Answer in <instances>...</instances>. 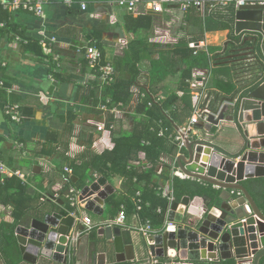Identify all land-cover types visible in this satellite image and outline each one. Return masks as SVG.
I'll use <instances>...</instances> for the list:
<instances>
[{
    "label": "crops",
    "instance_id": "0c3cea01",
    "mask_svg": "<svg viewBox=\"0 0 264 264\" xmlns=\"http://www.w3.org/2000/svg\"><path fill=\"white\" fill-rule=\"evenodd\" d=\"M76 1L74 7L68 8L64 0H45L42 17L25 11L14 14L7 12L8 18L3 21L2 12L5 11H0V22H6V27L0 29V153L9 167L21 171L26 176L24 184L28 187L27 195L35 209L41 208L31 218H36L42 212L60 210L63 203L69 207L67 191L71 186L67 185V176L70 174L66 173V168L72 171L71 177L78 178L79 184L77 187L73 186L78 190L82 189L87 180L94 179L96 174L100 178L104 177L97 170L87 168V164L93 156L104 154L111 138H120L134 131L140 118L135 109L141 98L145 97L142 89L152 92L158 101L164 100L172 93H177L179 97L184 96L182 81L185 67L180 63L164 81L155 84L152 82V62L160 60L161 51L173 58L169 51L182 40L191 41L189 46L195 44L200 50L208 47H226L227 33L209 32L202 37L198 35L200 30H196L194 34L195 22H188V13L183 15L175 7H170L172 13L155 14L145 6H139L135 11L121 8L118 5L119 0ZM254 1L264 3V0ZM80 3L87 4L85 11L81 10ZM139 17L150 18L151 25L148 29L133 30L132 18ZM16 35L27 39L28 43L16 42ZM99 43L101 49L98 47ZM143 44L148 46L145 53L149 49H155L156 52L137 61L145 54L139 51ZM88 47L99 48L104 53L103 59L115 66L116 76L121 75L124 80L133 77V70L128 63L137 61L139 76L129 90L132 99L127 104L123 103V112L117 118L102 114L98 110L105 94L104 89H101L99 73L86 57ZM223 49L218 53L226 56ZM238 53L233 49L226 56L229 62L226 66H212L211 69L193 71L186 84L189 85L192 95L191 83L203 84L204 88H199L205 93L201 107L212 99H217L219 105L224 99L235 96L248 83L254 69L251 63H242L239 58L235 59L240 57ZM224 68L229 69V72H216ZM230 83H233L236 89L227 94L224 91L229 88ZM8 105L19 107L21 123L11 121L6 115ZM193 120L195 123L191 124ZM104 124H112V130L107 127L100 129ZM180 129L189 131L191 138L198 136L224 149H232L228 146L235 131L232 125L212 127L201 121L194 112L192 117L184 125L177 126L175 131L178 133ZM18 145L23 147L19 149ZM139 157L140 160L131 163L141 172L148 168V163L144 155L140 154ZM162 160L170 166L163 171L168 177L172 174V164L175 160L165 155ZM35 165L40 168L34 169ZM162 167L153 179V183L158 185L157 189H162L161 192L157 190L158 194L170 190L167 179L162 173L159 174ZM80 175H85V178L82 179ZM104 178L115 188L116 200L128 202L129 210L126 211L127 218L123 228L130 229L134 238L144 240V236L136 229L145 225L146 220L130 207L131 200L128 198L133 195L129 184L119 176ZM188 179L190 178L183 180ZM196 182L209 187L207 184ZM246 186L264 211V177L250 179L246 181ZM212 189L220 193L218 188ZM7 197L5 194L4 200ZM111 197L106 200L103 216L82 210V215L89 216L96 225L93 230L96 232V240L99 239L98 230L106 228L105 223L115 221L119 216L117 210L108 203ZM191 199L183 226H186L189 220L198 219V216L204 213L203 206L209 204L204 197L196 196ZM249 210L247 207V211ZM13 212V206L0 203V264H30L22 259L16 233V242L9 240L11 234L8 225L14 222ZM169 213L167 212L163 225L158 223L153 226L156 234L163 232ZM92 232L80 234L83 244L78 250L74 264L92 263L87 257L88 247L85 245L86 236H91ZM93 260V264H96V258ZM113 261L112 257L107 258V264H112ZM221 261L200 260L195 264H220Z\"/></svg>",
    "mask_w": 264,
    "mask_h": 264
},
{
    "label": "water",
    "instance_id": "95a60500",
    "mask_svg": "<svg viewBox=\"0 0 264 264\" xmlns=\"http://www.w3.org/2000/svg\"><path fill=\"white\" fill-rule=\"evenodd\" d=\"M234 35L235 50L240 54L235 59L244 58L240 61L251 63L254 72L235 96L218 105L216 115H208L207 121L216 128L222 124L234 126L228 145L232 149L182 134L185 148L176 157L182 174L218 188L215 205H204V213L183 226L192 199L174 202L168 217L173 226L149 239L138 240L122 226L99 229L98 240L90 235L85 238L91 264L94 258L96 264H107L109 256L112 264H195L200 260L264 264V211L246 186V181L264 177V3L247 4L237 10ZM77 179L71 177L73 184H79ZM79 191L85 210L99 216H103L106 200L115 194L104 177L87 180ZM70 212L63 203L60 210L43 212L17 227L23 261L74 264L83 244L80 234L84 226Z\"/></svg>",
    "mask_w": 264,
    "mask_h": 264
},
{
    "label": "trees",
    "instance_id": "16d2710c",
    "mask_svg": "<svg viewBox=\"0 0 264 264\" xmlns=\"http://www.w3.org/2000/svg\"><path fill=\"white\" fill-rule=\"evenodd\" d=\"M2 10L0 6V11ZM236 12L237 9L234 3L226 6L215 5L212 8L208 6L205 15H202L197 9L193 8L189 11L186 20L188 22H195L194 26L196 29L194 34H196V30H200L198 35L202 37L205 33L209 32L227 33L226 47L224 49L226 56H228L235 49L234 42L236 41V37L234 35V27ZM2 13L4 16L1 19L5 21L8 18V13L6 11ZM132 22L134 31L143 28L148 29L151 25L150 18L145 17L132 18ZM195 41L199 42L198 40ZM190 43L191 41L189 40L180 41L176 47L169 51V54L173 55V58L168 56L166 52L161 51L160 60L152 62L151 70L152 82L155 84L164 81L173 72L174 67H177L179 63L182 64L185 67L182 81V88L185 92L184 96L179 97L177 93H172L164 100L158 101L156 95L142 89L145 97L141 98L135 109L140 118L134 131L120 138H111L104 154L93 156L87 164V168L97 170L104 177H123L125 182L129 184L133 195L131 198H128V200H131L130 207L133 208L135 213L143 215L146 222L150 221L152 226H156L158 223L163 225L169 210V202L166 198H162L161 194H158V185L153 183V179L160 167L163 166L164 171L170 168L162 160L164 155L176 160L177 145L171 138L177 136V132L175 131L177 126L184 125L192 117L198 103L196 97L191 94L189 85L186 82L191 79L195 69H211L212 66L221 67L229 64L226 56L218 53V51L223 49L222 47H208L205 50H200L190 48ZM98 47L102 48L100 43ZM147 48L148 46L143 44L139 51L145 53ZM154 52H156L155 49H149L137 61L143 57H150ZM137 61L128 63L133 70V77L130 80L122 79L121 75L116 76V82L104 88V94L111 98L112 103L117 104L122 102L127 104L131 101L132 94L129 90L139 76V70L136 66ZM223 71L229 72V69L226 70L224 68V70L220 69L216 72ZM235 89L236 87L233 83H230L229 88L224 92L230 94ZM216 100L212 99L209 105L210 110L214 112L218 108V100ZM107 126L109 128V125ZM160 130L166 132L165 136L159 135ZM140 154L144 155L148 163V168L141 172L134 165H131V161L140 160ZM164 173L163 176L169 182V189L173 192L175 202H181L186 196L192 198L200 196L204 197L210 206L216 203L215 199L219 193L212 189V187H205L196 181H191V179L182 180L172 175L166 177ZM80 176L82 179L85 178V175ZM143 182L144 185H142ZM67 185L77 187L69 176H67ZM27 190L28 187L17 177L8 179L4 185L0 186V203L4 205L9 204L14 207V222L8 225L11 234L9 240L11 242H16L15 231L18 225L27 223L31 219V216L41 209L33 207L34 205H32L27 195ZM139 193L141 194V201L137 203ZM5 194L8 195L5 198L6 200L3 198ZM108 203L118 213H120L122 206H125L127 212L129 210L128 202L122 203L116 200V195H113L108 200ZM159 209H161V212L158 211ZM91 234L92 239H96V232L93 231ZM220 264L236 263L233 260H222Z\"/></svg>",
    "mask_w": 264,
    "mask_h": 264
},
{
    "label": "built area",
    "instance_id": "2783aa9c",
    "mask_svg": "<svg viewBox=\"0 0 264 264\" xmlns=\"http://www.w3.org/2000/svg\"><path fill=\"white\" fill-rule=\"evenodd\" d=\"M64 3L68 8L74 7V5L77 3L76 0H64ZM234 3L236 6V9L238 10L240 7L245 6L247 4H254L255 1L252 0H119L118 5L121 8H125L130 11H135L139 6H145L147 9L152 11L155 14H162L164 12L172 13V9L170 7H175L179 13L186 15L189 13V11L193 8L197 9L202 15L206 14L207 7L210 6L211 8L215 5H223L226 6L228 4ZM0 6L2 9L9 14H14L18 11H25L29 12L31 14H34L38 17H42L44 15V8H45V0H0ZM80 8L82 11H85L87 9V4L80 3ZM6 27V22H0V29H4ZM15 41L22 44H27L28 40L24 39L20 35L15 36ZM190 48L196 49L195 44H191ZM86 57L90 63V65L96 69V71L99 73V79H100V85L101 89L103 90L106 86H110L116 82V75L117 71L115 66L103 59V53L102 51L97 47H88L86 52ZM192 93L193 95L198 99V103L195 110V116H198L199 119L203 122L208 121V115L209 114H215L214 111H211L209 108L210 101L208 100L207 105L204 107H201V102L203 99H205V93L199 88H204L203 84L200 82H194L191 83ZM144 97V94L142 95ZM199 104V105H198ZM98 110L105 115H111L114 118H117L121 115L123 112V103H112V100L110 97L104 95L103 100L101 104L98 107ZM6 115L10 118L11 121L15 123H21L22 117L19 113V107L17 105H8L5 110ZM195 123L193 120L191 122ZM107 125H102L100 129H107ZM113 126L112 124L109 125V129L112 130ZM165 131L160 130L159 135L165 136ZM182 134H184L185 138H191V135L189 131L186 129H180L177 133V136L175 138H171L174 143L177 145V155L182 153L185 148V138L182 137ZM19 149L23 147V145H18ZM133 166L134 164L131 163ZM173 165V171L172 176L178 177L180 179H186L188 178L184 174L180 172V170L177 167L176 160L174 161ZM67 174H70V178L72 175V171L68 168L65 169ZM163 168L159 171V174H163ZM13 177H17L23 181V183H26V176L18 170L12 169L9 167V165L4 161L2 158V155L0 153V186L4 185L8 179H11ZM99 175L96 174L94 177V180L97 181L99 179ZM158 191H162V189L159 187L157 189ZM70 194L68 195L69 198V207L71 208L70 214L77 218V220H80L81 224L84 226V232L85 234H88L92 232L96 225H94L92 219L89 216H83L82 210L85 209V204H83L79 197H80V191L76 189L75 187L71 186ZM162 197L166 198L169 202V210L170 212L171 206L175 202V197L173 195V192L169 190L168 192H162ZM240 196V193L238 194ZM141 194H138V200L137 203L141 201L140 199ZM161 212V209L158 210ZM250 211V210H249ZM127 218L126 208L125 206L121 207V211L119 213V216L117 220L112 221L110 223H105L104 227L108 226H125ZM169 226H173V223L166 222L165 227L162 231H165ZM137 232L141 233L145 239H149L150 237L156 235V232L153 229V226L150 221H147L145 225L140 226L136 229Z\"/></svg>",
    "mask_w": 264,
    "mask_h": 264
},
{
    "label": "flooded vegetation",
    "instance_id": "af4514ba",
    "mask_svg": "<svg viewBox=\"0 0 264 264\" xmlns=\"http://www.w3.org/2000/svg\"><path fill=\"white\" fill-rule=\"evenodd\" d=\"M242 59H244V58H240L239 60H242Z\"/></svg>",
    "mask_w": 264,
    "mask_h": 264
},
{
    "label": "rangeland",
    "instance_id": "374dc122",
    "mask_svg": "<svg viewBox=\"0 0 264 264\" xmlns=\"http://www.w3.org/2000/svg\"><path fill=\"white\" fill-rule=\"evenodd\" d=\"M81 185V184H80ZM80 185H78V186H80Z\"/></svg>",
    "mask_w": 264,
    "mask_h": 264
}]
</instances>
